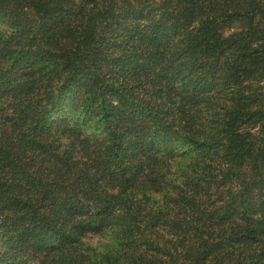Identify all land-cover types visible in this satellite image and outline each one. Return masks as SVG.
Wrapping results in <instances>:
<instances>
[{
	"label": "trees",
	"instance_id": "trees-1",
	"mask_svg": "<svg viewBox=\"0 0 264 264\" xmlns=\"http://www.w3.org/2000/svg\"><path fill=\"white\" fill-rule=\"evenodd\" d=\"M33 259L264 264V0H0V264Z\"/></svg>",
	"mask_w": 264,
	"mask_h": 264
},
{
	"label": "rangeland",
	"instance_id": "rangeland-1",
	"mask_svg": "<svg viewBox=\"0 0 264 264\" xmlns=\"http://www.w3.org/2000/svg\"><path fill=\"white\" fill-rule=\"evenodd\" d=\"M87 241H89L90 243H93V244H96L97 242L100 241L103 244V243H105L106 239H101V238H98L96 236H89V237H87ZM31 264H38L37 259H33L31 261Z\"/></svg>",
	"mask_w": 264,
	"mask_h": 264
}]
</instances>
